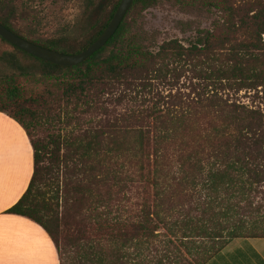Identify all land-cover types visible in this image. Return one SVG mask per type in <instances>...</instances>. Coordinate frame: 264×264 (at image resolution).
Wrapping results in <instances>:
<instances>
[{
	"label": "trees",
	"instance_id": "16d2710c",
	"mask_svg": "<svg viewBox=\"0 0 264 264\" xmlns=\"http://www.w3.org/2000/svg\"><path fill=\"white\" fill-rule=\"evenodd\" d=\"M120 1L80 0L75 23L47 36L27 1L0 0V23L31 43L77 54ZM162 1L185 11L215 9L222 20L185 43H157L138 22ZM10 46L34 64L19 73L23 81L44 88L27 94L14 77L0 80V112L24 129L33 150L27 190L7 213L40 225L58 255L62 245L74 250L76 264H140L143 247L150 252L160 225L169 224L163 210L175 216L182 238L203 231L217 209L225 217L254 206L264 211V108L240 100L242 92L264 99V0H134L108 42L76 66ZM125 100L141 103L121 113L107 106ZM136 185L141 200L128 215L117 199ZM260 195L263 203L254 205ZM245 223L240 218L229 239L264 237V227L238 236ZM147 256V264L158 260Z\"/></svg>",
	"mask_w": 264,
	"mask_h": 264
},
{
	"label": "rangeland",
	"instance_id": "374dc122",
	"mask_svg": "<svg viewBox=\"0 0 264 264\" xmlns=\"http://www.w3.org/2000/svg\"><path fill=\"white\" fill-rule=\"evenodd\" d=\"M32 6L38 17L41 20L40 31L42 34L51 36L58 34L68 26H71L80 16V0H23ZM104 1V0H101ZM106 1V0H105ZM113 1V0H111ZM234 3L239 4L242 0H233ZM31 7V8H32ZM33 9V10H34ZM90 18L92 20L98 19V9H94ZM221 13L215 9H191L185 11L178 6L168 2L162 1L156 6L148 8L141 12L139 25L144 31L154 34L156 36V42L161 43L164 40L178 39L185 43V41L192 37L197 30L211 29L215 22L221 21ZM20 26H23L20 24ZM34 64L32 60L20 55L13 47L4 43L0 39V80H5L8 77H14L15 80L25 86L27 94L32 92L41 91L44 85H32L23 81L19 73L29 72L33 68ZM240 100L246 104L260 105L264 108V99H257L247 95H242ZM128 100V99H127ZM125 100L121 105L115 107L113 103L107 104L108 108L117 113H121L131 106L136 107L141 102H130ZM83 125L82 128H85ZM45 133L38 132L35 134L37 137H43ZM35 136V138H36ZM136 185L133 189H124L123 193L117 200H122L121 206L125 211L137 212L138 202H140V195ZM45 187L43 191H47ZM143 197L145 195H142ZM115 199V198H114ZM116 200V199H115ZM176 200V199H175ZM262 196H258L254 199V205L263 203ZM161 208V207H160ZM165 205L162 206V210ZM217 209L213 222L208 223L203 231L195 234H189L188 238H182V232L179 226H173V222L176 220L175 216L169 215L163 210L162 217L167 220L168 225H160V236H158L153 246H149L151 251L145 250L143 247L142 261L140 264L145 263V254L148 258L156 256L157 262L161 264H192L194 260L199 257L205 250H210L213 246L218 247L223 244H228L233 239H229V232L232 228L238 224L240 218L246 221L245 229L238 232L240 237L253 236L255 229L264 227V211L262 208L251 207L246 208L238 213V215L230 214L225 217ZM126 214V213H125ZM195 214V213H194ZM194 218L196 215H192ZM181 227V226H180ZM218 236L217 239H212L209 236ZM237 239V238H236ZM226 244V245H227ZM74 250L71 247H64L61 245V252L59 253L61 264H76L71 261ZM159 263V264H160Z\"/></svg>",
	"mask_w": 264,
	"mask_h": 264
},
{
	"label": "crops",
	"instance_id": "0c3cea01",
	"mask_svg": "<svg viewBox=\"0 0 264 264\" xmlns=\"http://www.w3.org/2000/svg\"><path fill=\"white\" fill-rule=\"evenodd\" d=\"M32 174L27 134L0 112V264H60L52 239L40 225L7 213L27 190ZM204 264H264V237L233 239Z\"/></svg>",
	"mask_w": 264,
	"mask_h": 264
},
{
	"label": "water",
	"instance_id": "95a60500",
	"mask_svg": "<svg viewBox=\"0 0 264 264\" xmlns=\"http://www.w3.org/2000/svg\"><path fill=\"white\" fill-rule=\"evenodd\" d=\"M133 1L121 0L103 32L85 50L77 54H64L31 43L5 28L1 23L0 38L26 54L44 62L64 67L76 66L92 56L108 42L117 31Z\"/></svg>",
	"mask_w": 264,
	"mask_h": 264
}]
</instances>
